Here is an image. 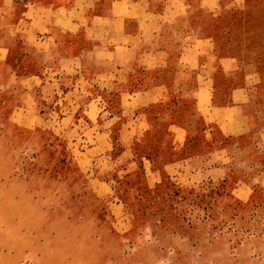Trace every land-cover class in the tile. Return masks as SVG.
<instances>
[{
	"label": "rangeland",
	"instance_id": "rangeland-1",
	"mask_svg": "<svg viewBox=\"0 0 264 264\" xmlns=\"http://www.w3.org/2000/svg\"><path fill=\"white\" fill-rule=\"evenodd\" d=\"M5 10L0 264H264V184L253 183V158L264 152L252 126L206 135L197 118L179 119L195 132L179 136L167 129L176 121L169 106L133 113L97 88L72 91L71 77L50 93L28 90L25 77L45 58L23 36L10 46L19 7ZM210 12L199 13L196 34L212 35L217 54L242 68L219 94L254 63L247 113L264 114V0H220ZM90 94L99 104L87 103Z\"/></svg>",
	"mask_w": 264,
	"mask_h": 264
},
{
	"label": "crops",
	"instance_id": "crops-1",
	"mask_svg": "<svg viewBox=\"0 0 264 264\" xmlns=\"http://www.w3.org/2000/svg\"><path fill=\"white\" fill-rule=\"evenodd\" d=\"M17 7L10 46L23 36L27 47L45 58L40 74L25 77L26 89L41 87L50 93L63 87V77H71L72 91L97 88L108 99L116 98L111 103L133 113L169 106L167 112L175 114L170 118L176 121L167 129L179 136L195 133L179 119L197 118L206 135L213 127L222 130L221 135H244L252 126L264 152V126L256 124L264 114L258 108L247 113L254 101L246 92L247 79L257 65L247 71L245 64V81L237 82L228 94H219L242 68L236 57L217 54L212 35L195 32L199 13L219 10L220 0H1L0 29L3 18L10 16L5 9L14 15ZM8 44L2 40L1 61L10 50ZM101 99L90 94L87 103L97 105ZM42 120L36 116V124ZM253 170V183L264 184L262 158H253ZM224 171L225 167L220 169Z\"/></svg>",
	"mask_w": 264,
	"mask_h": 264
},
{
	"label": "trees",
	"instance_id": "trees-1",
	"mask_svg": "<svg viewBox=\"0 0 264 264\" xmlns=\"http://www.w3.org/2000/svg\"><path fill=\"white\" fill-rule=\"evenodd\" d=\"M229 41L227 40V43H228Z\"/></svg>",
	"mask_w": 264,
	"mask_h": 264
}]
</instances>
